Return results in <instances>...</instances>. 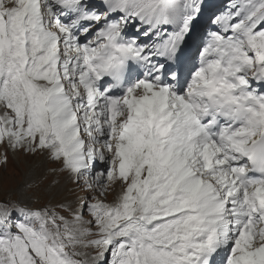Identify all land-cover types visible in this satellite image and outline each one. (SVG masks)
Here are the masks:
<instances>
[{
	"label": "snow or ice",
	"instance_id": "6c2138e0",
	"mask_svg": "<svg viewBox=\"0 0 264 264\" xmlns=\"http://www.w3.org/2000/svg\"><path fill=\"white\" fill-rule=\"evenodd\" d=\"M205 7L0 0V144L82 193L0 190V264H264V0Z\"/></svg>",
	"mask_w": 264,
	"mask_h": 264
},
{
	"label": "rangeland",
	"instance_id": "374dc122",
	"mask_svg": "<svg viewBox=\"0 0 264 264\" xmlns=\"http://www.w3.org/2000/svg\"><path fill=\"white\" fill-rule=\"evenodd\" d=\"M230 0H226L221 8L225 7ZM227 10L217 9L216 13H222ZM215 13V14H216ZM23 152L8 155L11 158L9 162L0 167V190L12 193V198L16 199L18 190L32 184L31 193L42 194L41 204L51 202L53 204L65 201L71 202L75 199V193L72 184L62 173H48L49 162L43 156H24ZM58 168V167H57ZM15 171V172H14ZM39 197V196H38Z\"/></svg>",
	"mask_w": 264,
	"mask_h": 264
},
{
	"label": "bare ground",
	"instance_id": "6f19581e",
	"mask_svg": "<svg viewBox=\"0 0 264 264\" xmlns=\"http://www.w3.org/2000/svg\"><path fill=\"white\" fill-rule=\"evenodd\" d=\"M28 157V156H27Z\"/></svg>",
	"mask_w": 264,
	"mask_h": 264
}]
</instances>
